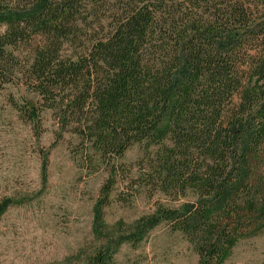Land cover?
Returning a JSON list of instances; mask_svg holds the SVG:
<instances>
[{"label": "trees", "instance_id": "obj_1", "mask_svg": "<svg viewBox=\"0 0 264 264\" xmlns=\"http://www.w3.org/2000/svg\"><path fill=\"white\" fill-rule=\"evenodd\" d=\"M0 24V57L31 38L23 84L60 120L79 115L75 133L102 156L134 142L163 150L166 179L204 199L145 227L168 219L201 232L198 264H220L235 241L229 222L264 182L255 180L264 157V0H0ZM236 198L246 199L241 211ZM258 212L264 218V199Z\"/></svg>", "mask_w": 264, "mask_h": 264}, {"label": "rangeland", "instance_id": "obj_2", "mask_svg": "<svg viewBox=\"0 0 264 264\" xmlns=\"http://www.w3.org/2000/svg\"><path fill=\"white\" fill-rule=\"evenodd\" d=\"M5 31L0 24V36ZM29 39L5 47L12 57H0V264H95L99 256L103 264H198L206 235L185 233L168 219L145 226L163 211L198 206L200 192L166 179L158 146L134 142L120 156H102L94 140L75 133L79 115L60 120L58 110L45 107L20 73L34 46ZM246 48L252 56L253 47ZM70 52L64 45L62 54ZM258 86L264 90V80ZM258 165L255 180L264 181V157ZM259 184L253 206L229 222L235 241L220 264H264ZM235 202L240 211L246 206L245 198Z\"/></svg>", "mask_w": 264, "mask_h": 264}]
</instances>
